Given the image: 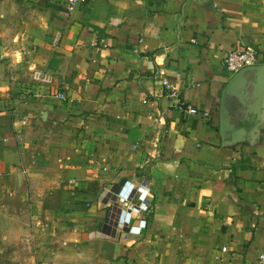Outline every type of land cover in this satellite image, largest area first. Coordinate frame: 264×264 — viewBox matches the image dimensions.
I'll use <instances>...</instances> for the list:
<instances>
[{
  "label": "crops",
  "instance_id": "obj_1",
  "mask_svg": "<svg viewBox=\"0 0 264 264\" xmlns=\"http://www.w3.org/2000/svg\"><path fill=\"white\" fill-rule=\"evenodd\" d=\"M71 2L0 0V264H258L264 88L220 124L264 0ZM126 182L140 234L112 218Z\"/></svg>",
  "mask_w": 264,
  "mask_h": 264
},
{
  "label": "built area",
  "instance_id": "obj_2",
  "mask_svg": "<svg viewBox=\"0 0 264 264\" xmlns=\"http://www.w3.org/2000/svg\"><path fill=\"white\" fill-rule=\"evenodd\" d=\"M87 0H72L70 10H73L79 4H86ZM259 64L258 53L254 48H234L229 51L224 59L225 69L234 75L240 70ZM167 85V83H165ZM169 87V85H167ZM190 113L199 114L197 109H190ZM204 116H207L205 113ZM135 186L126 182L115 193L116 210L113 212V221L121 223L122 227L131 234H140L142 229L147 227V217L150 207L146 202L137 204L134 202ZM258 264H264V250L260 253Z\"/></svg>",
  "mask_w": 264,
  "mask_h": 264
},
{
  "label": "water",
  "instance_id": "obj_3",
  "mask_svg": "<svg viewBox=\"0 0 264 264\" xmlns=\"http://www.w3.org/2000/svg\"><path fill=\"white\" fill-rule=\"evenodd\" d=\"M264 65L246 67L233 75L225 86L221 99L220 133L224 140L237 132V119L243 120L250 111H256L260 91L264 88ZM233 100L242 110L233 111Z\"/></svg>",
  "mask_w": 264,
  "mask_h": 264
},
{
  "label": "flooded vegetation",
  "instance_id": "obj_4",
  "mask_svg": "<svg viewBox=\"0 0 264 264\" xmlns=\"http://www.w3.org/2000/svg\"><path fill=\"white\" fill-rule=\"evenodd\" d=\"M232 107H233V111H234L235 113H237V111L235 110L236 107H235L234 103H233ZM237 121H238V119H237Z\"/></svg>",
  "mask_w": 264,
  "mask_h": 264
},
{
  "label": "rangeland",
  "instance_id": "obj_5",
  "mask_svg": "<svg viewBox=\"0 0 264 264\" xmlns=\"http://www.w3.org/2000/svg\"><path fill=\"white\" fill-rule=\"evenodd\" d=\"M31 151L33 152V151H35V149L32 148ZM110 198H111V196H110V197L108 196V200H109ZM112 218H113V216H112Z\"/></svg>",
  "mask_w": 264,
  "mask_h": 264
}]
</instances>
